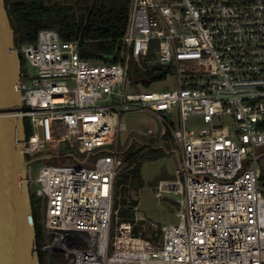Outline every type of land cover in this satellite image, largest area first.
Listing matches in <instances>:
<instances>
[{
	"label": "built area",
	"instance_id": "2783aa9c",
	"mask_svg": "<svg viewBox=\"0 0 264 264\" xmlns=\"http://www.w3.org/2000/svg\"><path fill=\"white\" fill-rule=\"evenodd\" d=\"M17 50L22 152L75 150L30 179L48 264H264V0H130L107 63L53 30ZM168 77L172 89L148 90ZM141 112L160 126L150 140L175 156L173 180L153 194L179 198L172 225L136 207L119 215V119Z\"/></svg>",
	"mask_w": 264,
	"mask_h": 264
},
{
	"label": "trees",
	"instance_id": "16d2710c",
	"mask_svg": "<svg viewBox=\"0 0 264 264\" xmlns=\"http://www.w3.org/2000/svg\"><path fill=\"white\" fill-rule=\"evenodd\" d=\"M11 27L14 31L15 44L21 46L35 42L41 30H53L65 42H77L78 52L82 59L107 63L109 57L119 48L129 15L130 0H71L66 5L45 0H3ZM26 134L28 127L24 122ZM134 145L131 141L125 150V162L120 178L115 183V194L120 197V217H130L132 213L125 207L129 189H139L144 181L140 174L143 163L151 160L146 151H130ZM150 153H161L166 149L148 147ZM33 222L36 231L37 249L42 244L41 206L34 198L31 200ZM131 208L136 202H130ZM53 262L59 256L52 255ZM49 260V258H48ZM39 254V263L47 264ZM55 264V263H51Z\"/></svg>",
	"mask_w": 264,
	"mask_h": 264
},
{
	"label": "water",
	"instance_id": "95a60500",
	"mask_svg": "<svg viewBox=\"0 0 264 264\" xmlns=\"http://www.w3.org/2000/svg\"><path fill=\"white\" fill-rule=\"evenodd\" d=\"M21 58L15 44L4 1L0 0V264H40L33 222L30 179L32 163L53 157L29 159L21 117ZM174 175L163 169L147 182L155 187Z\"/></svg>",
	"mask_w": 264,
	"mask_h": 264
},
{
	"label": "rangeland",
	"instance_id": "374dc122",
	"mask_svg": "<svg viewBox=\"0 0 264 264\" xmlns=\"http://www.w3.org/2000/svg\"><path fill=\"white\" fill-rule=\"evenodd\" d=\"M71 0H45L46 3H58L60 5H66L70 3ZM28 74L33 76L35 70L32 68H27ZM175 87V80L172 77L159 80L153 85L148 87L149 91L152 92H162L170 90ZM125 127L124 131L119 132L117 137L118 149L119 152H124L128 149V146L131 141H134L132 150L135 151L141 149L143 152L151 156V160L146 161L142 164L140 169L141 177L144 181V184L139 189H129L127 194L130 202H136V213L142 214L147 220L152 221L158 225H172L176 223L175 214L177 211L176 201L179 199L177 196H168L169 200H156L153 196L155 189L154 187H149L147 182L153 177L158 175L161 170L165 169L170 174H172L176 168L175 156L168 154V151H162L158 153L152 150H148V147L154 148H163L167 149V146L162 142L153 143L148 137L147 132L151 131L156 134L159 131L158 121L150 114L146 112L141 113H129L122 114L119 119ZM196 122L190 120L187 123V127L190 128L194 126ZM69 152H75L73 149L63 148L59 151L53 152L54 156L57 155V158L53 157L51 159L40 160L32 163L31 173L35 176L38 170L43 166H64L65 159L64 157L68 155ZM43 156L42 154H36L29 159L37 158ZM120 178V176L118 177ZM134 193H137L134 194ZM116 196L119 197L117 194ZM128 210L131 208L128 204L125 206ZM130 213H135L131 212ZM40 220L43 221V209L40 211ZM43 241V239H42ZM45 262L48 260V254H41ZM48 264V263H47Z\"/></svg>",
	"mask_w": 264,
	"mask_h": 264
}]
</instances>
